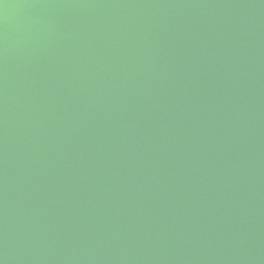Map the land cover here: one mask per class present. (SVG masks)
<instances>
[{"label":"water","instance_id":"water-1","mask_svg":"<svg viewBox=\"0 0 264 264\" xmlns=\"http://www.w3.org/2000/svg\"><path fill=\"white\" fill-rule=\"evenodd\" d=\"M0 264H264V0H0Z\"/></svg>","mask_w":264,"mask_h":264}]
</instances>
